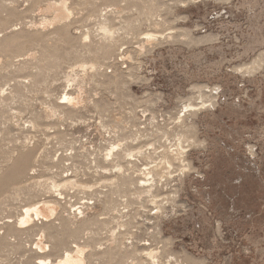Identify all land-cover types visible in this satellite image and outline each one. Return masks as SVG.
Masks as SVG:
<instances>
[{"label":"rangeland","instance_id":"obj_1","mask_svg":"<svg viewBox=\"0 0 264 264\" xmlns=\"http://www.w3.org/2000/svg\"><path fill=\"white\" fill-rule=\"evenodd\" d=\"M76 247L264 264V0H0V264Z\"/></svg>","mask_w":264,"mask_h":264},{"label":"bare ground","instance_id":"obj_2","mask_svg":"<svg viewBox=\"0 0 264 264\" xmlns=\"http://www.w3.org/2000/svg\"><path fill=\"white\" fill-rule=\"evenodd\" d=\"M64 99H67L70 102L75 101L76 98H73L72 96H67L65 95L63 97ZM113 148V146L111 147V149ZM114 149V148H113ZM110 152V151H108ZM57 208V203H48V202H38L35 205L32 206H28L25 208V210L23 211V215L20 219V223H24L27 222L31 219V216L34 215L36 217H44L45 219L47 217H49L51 214H53L55 212ZM41 238H39L38 242H37V246L40 248H43L44 245H42V241L40 240ZM42 262H44L43 260H40ZM83 261V255H82V249L79 247H76L74 251L72 252H67L63 257H61L56 264H73L78 262L79 264ZM49 264H52L51 262H49Z\"/></svg>","mask_w":264,"mask_h":264}]
</instances>
